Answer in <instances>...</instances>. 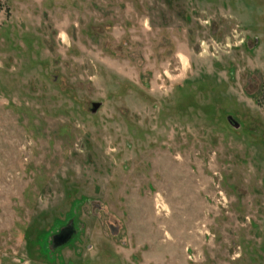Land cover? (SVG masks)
<instances>
[{"label":"rangeland","instance_id":"rangeland-1","mask_svg":"<svg viewBox=\"0 0 264 264\" xmlns=\"http://www.w3.org/2000/svg\"><path fill=\"white\" fill-rule=\"evenodd\" d=\"M0 264H264V0H0Z\"/></svg>","mask_w":264,"mask_h":264}]
</instances>
